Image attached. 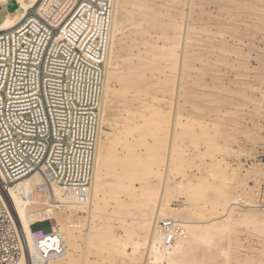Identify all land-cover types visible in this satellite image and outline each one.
Listing matches in <instances>:
<instances>
[{"label":"rangeland","instance_id":"rangeland-1","mask_svg":"<svg viewBox=\"0 0 264 264\" xmlns=\"http://www.w3.org/2000/svg\"><path fill=\"white\" fill-rule=\"evenodd\" d=\"M136 1L126 0L130 6ZM143 4L152 7L153 10H159L161 6H165L166 9L162 8L161 10H165L167 14L156 16V20L150 22L148 32L144 36L133 33L130 27L131 23L140 21L142 16L132 15L123 24V32L119 36L118 42L127 49L114 58L117 69L112 83L117 87V92L107 111V123L103 126L108 134L102 136L106 149L114 147L116 159L122 155L121 148L124 145L133 144L132 147L138 150L139 144L136 137L129 136L134 134V131L115 141L114 129L125 124H137L142 128L144 122L141 120V115L149 114L154 105L161 114H169L167 117L171 120L168 128L163 125L164 131L160 128L162 131H157L154 134L155 138H149L150 144L156 145L154 152L157 153L158 158L156 162L154 159L151 164L148 163L147 165V170L150 172H148L147 179L145 177L146 185H152L153 190L149 188V191L144 192V196L140 197L141 200L160 199L165 193L166 186L170 185L168 187L170 193L166 198L169 207L184 212L193 205H200L199 213L193 219L194 221L202 223L208 221L210 215L215 212V208L217 210L220 203L228 197H240L244 201L241 206H233L235 219L250 213L260 214L264 217V212L251 211L254 208L248 207L256 205V208H260L258 203L261 200L264 202V0H144ZM159 19L167 25L173 19L182 28L184 26L186 28L188 25L186 29L190 31V40L187 44L181 43L183 45L181 49V44L177 46L179 48L176 51L180 57L182 56L181 58L185 57V53H188L187 55L191 53L193 55L197 53V56L201 55L200 58L205 64L196 63V67L202 68L198 69L199 72L202 70V74L195 72L197 68L194 69L195 74L192 73L193 70L188 71L192 66V60L189 64L187 63L188 68L186 67L189 76L185 74L186 72L183 73L184 67H182L183 65L180 66L179 63L178 68L173 73H167L166 76L162 74L166 79L163 76L160 77L165 61L160 57L156 58L154 52L165 47L164 43L170 39L173 32L170 30V26L163 31L160 30L157 26ZM181 27L177 28L176 33L181 32ZM190 28L192 29L190 30ZM184 31L187 32L185 29ZM184 31L182 30V32ZM232 32L233 34H231ZM186 34L185 39H187ZM182 35L174 37L172 41L184 39V34L182 33ZM201 38L202 40H200ZM201 50L205 51L202 52ZM210 52H213V56ZM211 56L212 58L215 57L212 59ZM223 57L225 58L223 59ZM214 64H217L218 67ZM226 64H230V66H226ZM238 67L240 68L237 69ZM180 69H183L182 73ZM203 69L208 71L205 72ZM203 75L207 77L204 78ZM177 76L181 77V80ZM210 78L213 79L210 80ZM183 79L187 83L191 81L187 84ZM201 80L206 82L201 83ZM195 82H197V86ZM204 84L207 87H204ZM177 86L183 87L179 89ZM204 88L207 90L203 91ZM208 89L212 90L208 91ZM126 90L128 91L126 92ZM175 90L178 92L177 94H175ZM185 93L187 96L191 95V98L193 95V98L182 96L186 95ZM199 93L201 94L199 95ZM203 94L205 95L203 96ZM208 98L210 99L209 102ZM193 99L196 100L191 101ZM174 105L178 106V109ZM126 107L128 109H125ZM161 110L164 111L161 112ZM135 114L137 115L135 116ZM179 114L182 116L184 124H189L188 126L185 124L187 130L182 140H179L180 137L175 135L177 131L180 132L181 130L176 123ZM195 119H199V121L194 123L196 122H193ZM126 120L129 121L125 122ZM151 127L155 128V125ZM145 129H147L146 126ZM145 129L142 132L141 130L137 132L144 133ZM178 140L180 143L179 150L182 153L179 156L175 155L176 158L173 159V162L171 161L172 147L173 143ZM154 152L152 158H156ZM138 160H140L139 157ZM170 166L172 169L169 173L167 169ZM122 168V165L116 163L112 173L106 174L107 180L116 179L115 176L112 177V174L115 175ZM165 171L168 172L167 175L169 176L166 175ZM108 185L111 189L115 188L113 183ZM119 193L116 192L114 196L120 197L121 202H124L127 208L118 207L117 201L109 198L110 200L108 199L106 202L108 204H105L103 216L96 219V225L105 224L110 230L104 246H90L87 241V236L90 234L89 230H91L95 220H89L87 214H71L72 221L80 225L83 230L82 237L79 239V248L75 254L74 261L76 263H73L151 264L148 246L140 248L136 255L139 260L136 263H130L126 256L123 259L122 257L118 258V256L113 258L108 256L107 246L110 244L109 238L111 236L118 238L121 242L125 241L131 234L132 239L141 243L145 239L140 228V222L143 219V211L146 206L133 203L131 201L135 198L132 196L133 193L130 196L134 198ZM138 194L134 193L136 196ZM201 217L207 219L204 221ZM224 220H220L219 223H224ZM50 227L49 223H44L33 226L31 230L33 232L47 231ZM220 235L221 233L215 235L211 243L203 244L192 251L186 258L185 264H264L263 226L247 223L238 224L222 233L221 237Z\"/></svg>","mask_w":264,"mask_h":264},{"label":"bare ground","instance_id":"bare-ground-1","mask_svg":"<svg viewBox=\"0 0 264 264\" xmlns=\"http://www.w3.org/2000/svg\"><path fill=\"white\" fill-rule=\"evenodd\" d=\"M38 1L39 0H0V33L4 32V31H9V30L15 28L17 25H19L23 21L24 17L26 16V14L29 11V9H31L33 7L35 8V5L37 4ZM66 1L67 0H65L63 3H65ZM68 1H70V0H68ZM108 2L111 3L112 9L110 11H107L104 14L95 11L92 7L89 9H87L86 7L82 8L79 11V14L71 22V26L68 27V29L69 28L70 29L65 31V36L68 39H70L71 41H75V45L78 46L80 49H82V52L87 57L93 59V61L102 65L103 70H104V82H103V87H102V91H101V100H100V106H99V128H98V135H97V141H96V147H95L93 177H92L91 186L88 190L87 199H83V200L73 199V198L63 194V190L59 189L57 187H54V188H52V190L47 191L44 187L43 180L41 179L40 175H38V174L31 175L30 177H28L22 181H19L17 183H14L13 185H7L5 187V189L2 188L3 189V197L2 198L4 201H6L7 204H9V207L12 210L13 216H14L18 226L21 228V231L23 232L24 237H25V254H24V258L19 262V264H36V252H35V245H34V241H33V237H32L31 226L35 223H40V222H44V221H51L52 222L53 230L55 232H57L62 238L64 252H63V255L58 257L56 260L45 262L43 264H75L76 263V261H74L75 260V254L79 248V239L82 237V231L83 230L81 229L80 225H78L72 221L71 214L72 215L78 214V213L87 214L88 215L87 217L89 220H92V221L95 220L94 223L92 224L91 230H89L90 234H88V236H87V241H88L90 246H93V245H103L104 246L106 244L105 242L108 239V236L110 234V230L108 229L109 227L105 224H102V225L97 224L96 225V219L101 218V216H103V212L105 211V207H106L105 204L106 205L108 204L106 202L110 198V199L117 201L116 204L118 205V207L127 208L126 204L124 202H121L120 197H118V196L115 197L116 195L114 196V194L116 192H120L119 194H123L126 196L128 195L129 198L134 196L135 198L132 197V198H134V200H131L132 198L130 199L131 201H133V203L143 204L146 206V208L143 211V219L140 222L141 223L140 228L143 231V234L145 236L143 243L139 242L138 240L132 239V234L129 235L127 237V239L123 242H121L118 238H116L114 236H111L109 238L110 244H109V246H107L108 256L110 258H113L114 256H118V258L122 257V259L126 256L129 258L130 263H133V262L136 263L139 260L136 255L139 253L140 248H142V247L144 248V247L148 246L149 256H151L149 261H151V264H185L186 258L192 253V251H194L196 248H198L199 246H201L203 244L211 243V241L214 239L215 235H217V234L221 233V235H220V237H221L222 233H224L226 230H228L232 226L247 223V224H251V225L258 224V225H261L264 227V217L260 216V214L259 215L253 214V213L249 214V212H248L249 215L239 216L238 219L234 218V216H233L234 211L232 210L234 208L233 206H241L244 203L243 198H240V197L225 198V200H223L220 203V206L217 208V210L215 208V212L210 215V217L208 218V221H205V219H207V218L201 217V219H204L205 223L197 222V221L193 220L197 217V215L199 213L198 212V209L200 208L199 204L193 205V207L188 208V210H186L184 212L179 210V209L171 208V207H169V205H167L168 199L166 200V198L168 197V195L170 193L169 188H168V187H170V185L168 186L166 184L167 188L165 190L164 195H162L160 197V199L155 198V199L148 200V201L141 200L140 197L144 196V192L149 191L150 190L149 188H151V190H153L152 185H150L151 187L149 185H146V182H147L146 179L148 177V172H150L147 170V165H148V163L151 164L152 163L151 161H153L154 159H156L155 160V162H156L157 158H158L157 153L154 152L156 145L154 146V145L150 144L151 143L150 139L155 138L154 134H156L157 131H159V130H160L159 132L162 131V129L164 128L163 125H166L165 127L168 128V124L170 123V120H171V118L167 117L169 114L168 115H166L165 113H163L165 115L161 114L159 112V110L155 109L156 106L153 105L152 107H154V108L149 114L141 115V118H142L141 120H143V122H144L143 123L144 126L142 128H141V126H137V124H125L119 128L114 129L113 137H114L115 141L120 140V138H122L123 135H125V134H126L125 136H128L127 135L128 133H130V132L133 133L132 131H134L135 133L134 134L130 133L131 135H129V136H131V137H132V135L135 136L137 139L136 141L139 144V147H137L138 150H135V148L132 147L133 144L124 145L121 148L122 149V155L119 156L117 159H116V156H114L115 155L114 154V147L106 149V146L103 142L102 136L108 135L105 132V129L103 128V126L107 123V111H108L109 105L112 102V99L115 98L116 92H117V87L114 86L112 83L113 79L116 76V69H117L116 65L114 64V58L118 54H120V52H124L127 49V47H123L118 42V38L120 35H122V32H123V24H125L126 21H128V19L132 15L142 16V19L140 21L131 23L130 27H131V31L133 33H135L139 36H144L148 32L150 22L156 20V18L159 17L160 14H162V15L167 14V12L165 10H161L162 8L166 9L165 6H161V8H159V10H153L152 7L143 4L144 0H143V2H142V0H137L132 6L128 5L126 0H108ZM189 2H187V3H189ZM72 3H73V0H72ZM48 4H49V0H46L45 3L43 5H41V7L39 5L40 8H37L39 10L38 12L40 14H43V10L49 9L50 6H48ZM86 9L89 11L88 14H85ZM220 10H221V8H220ZM258 17H260V16H258ZM209 18H211V17H209ZM106 21H108V27L106 28V33L104 36V28H105ZM157 21H158L157 26L159 27L160 30L163 31V29H165L166 27L168 28L170 26V30L173 32V34L170 36V39L167 40L166 43H164L165 47L162 48L161 50L159 49L160 51L154 52V53H156V58L160 57V58H162V60L165 61V63H164L165 65L163 67L164 69L162 68L163 72H160V77H162L163 75L166 76L167 73H170V74L173 73L178 68L179 63H180V66L183 65L182 67H184L183 73L186 72L187 68H188L187 66H188L189 62L192 60H193V63H191L192 66L190 68V65H189L190 69L188 71L193 70L192 73H194V69L197 68L195 72L198 74L199 73L202 74L201 73L202 70L200 72L198 71V69L200 70L202 68L196 67V63L205 64V62H203L202 59L200 58V57H202L201 55L197 56V53L196 54L194 53V55L192 53L187 55L188 53H185L186 54L185 57L181 58L182 56L180 57L176 51V49L179 48L177 46H180V44L184 43V42H185V44H187L188 41L190 40V38H189V32L190 31H189V29L188 30L186 29L188 27L187 24H189V23L186 24L187 25L186 28H184L185 26L182 28L181 26H179L178 22L175 19L171 20L168 23V25L164 21H160V19ZM216 21H218V20H216ZM183 23H185V22H183ZM225 23H226V25H228L227 22H225ZM212 24H214V23H212ZM260 26H261V24H260ZM179 27H181L182 29H181V32L178 34V33H176V30ZM226 28H228V27H226ZM234 28L236 29V27H234ZM89 29H91L92 31H94V29H95L96 30V36H98V37H94L93 39H90L87 35ZM184 29L187 32H185ZM191 29L192 28H190V30ZM182 30L184 32H182ZM203 30H205V29H203ZM196 32L198 33V31H196ZM182 33L184 34V39H182L183 38ZM185 34L187 35V39H185ZM231 34H233V32ZM178 35H180V36L182 35V38L177 39V40L175 39V41H172V39L174 37H177ZM103 36L105 37V39ZM88 38L90 39L89 41H88ZM200 40H202V38ZM87 41H88V43L85 47L84 44H86ZM196 44H198V43H196ZM182 46L183 45L181 44L180 49L182 48ZM187 46H189V45H187ZM184 47H185V45H184ZM197 50H199V49H197ZM204 51H202V52H204ZM222 52H224V51H222ZM180 53H181V51H180ZM211 54L213 56V52ZM212 56H211V58H212ZM204 57L207 58L206 56H204ZM180 58H181V60H180ZM224 58L225 57H223V59ZM155 62H157V61H155ZM216 62H217V59H216ZM211 63H212V61H211ZM222 64H223V62H222ZM222 64H221V66H222ZM227 65L230 66V64H226V66ZM202 66L205 67L204 65H202ZM215 66H217V64ZM208 67H207V69H210ZM239 68L240 67H238L237 69H239ZM259 68H260V66H259ZM207 69H206V71H208ZM215 69H217V68H215ZM180 70L182 73L183 69H180ZM177 72H179V71L177 70ZM188 73H191V72H188ZM177 74H179V73H177ZM185 74H187V72ZM187 75L189 76V74H187ZM213 75L215 76V74H213ZM216 75H217V72H216ZM164 76H163V78L166 79ZM195 76H197V75H195ZM203 76H205V75H203ZM177 77H179V76H177ZM197 77H199V76H197ZM197 77H196V80H198ZM206 77L207 76H205L204 78H206ZM179 78L181 80V77H179ZM204 78H202V79H204ZM213 78H210V80ZM159 79H161V78H159ZM187 80H190V79H187ZM178 81L179 80L177 79V82ZM190 81L187 83V81L184 80V82H186L187 84H189ZM213 81H212V83H213ZM205 82H202V80H201V83H205ZM119 83L122 84L121 81H119ZM195 84H196V86L198 85L197 82H195ZM214 84H215V82H214ZM209 85H210V83H209ZM178 86H179V84H178ZM187 86H185V87H187ZM180 87H178V88L180 89ZM191 87H193V86H191ZM204 87H207V86L204 84ZM192 89H194V88H192ZM197 90H199V89H197ZM205 90H207V89L204 88L203 91H205ZM211 90L208 89V91H211ZM123 91H125V90H123ZM127 91L128 90H126V92ZM195 92H199V91H195ZM177 93L178 92H176V90H175V94H177ZM192 94H194V93H192ZM200 94L201 93H199V95ZM195 95L197 96V93ZM204 95L205 94H203V96ZM182 96L186 97L187 94L182 95ZM188 96L186 98H189L191 95L189 97ZM192 98H193V95H192ZM177 99L178 98H176V100ZM195 100L193 99L191 101H195ZM204 100H206V99H204ZM187 101H189V100L187 99ZM209 101H210V99L208 100V102ZM156 102L158 103V101H156ZM179 104H181V103H179ZM179 104H177V105H179ZM191 104H193V103H191ZM174 107H176V106L174 105ZM176 108L178 109V106ZM125 109H128V108L126 107ZM163 111L161 110V112H163ZM174 111H177V110H174ZM170 112H172V111H170ZM137 114H135V116ZM182 116H183V113H182ZM182 116L179 114L176 118L177 126L180 127V129H181L180 132L177 131V133L175 134L176 136L181 138V139L178 138L179 140H182V138L184 137L186 130H187L186 126L189 125V124L185 123L186 124V126H185V124L182 120ZM128 121L126 120L125 122H128ZM194 121H196V122H194ZM198 121H199V119L193 120L194 123H197ZM200 122H201V120H200ZM154 125H155V128L151 127ZM145 126L147 129H145ZM148 127H151V128H148ZM152 128H154V130H152ZM160 128H162V129H160ZM144 129L146 131L145 132L143 131L144 133H141L142 130H144ZM138 130H141V132H137ZM163 131H164V129H163ZM106 138H108V137H106ZM179 140L177 142L173 143L172 153H171V161H173V159H175L177 155L179 156L182 153L179 150V148H180V146H179L180 143H178ZM153 152H154L156 158H152V157H154ZM140 155H141V157H140ZM138 157L140 158V160H138ZM149 158H151V159L148 160ZM171 161H170V164H172ZM116 163H119V165H122V167H123L122 170L116 172L115 175L112 174V177L115 176L116 179H113L111 181L107 180L108 173L109 172L112 173L113 167ZM171 169H172L171 166H170V168L168 167L167 170H169L168 171L169 173H170ZM168 172H166V175ZM167 176H169V175H167ZM145 177H146V179H145ZM2 181L4 182L5 180L0 174V186H2ZM167 181H168V179H167ZM109 183H113L115 185V188L111 189L108 185ZM118 188H119V190H118ZM131 193H133V195ZM134 193L135 194L139 193V194L136 196V195H134ZM130 195H132V196H130ZM53 199L55 200V202H52ZM131 201H130V203H132ZM131 205H133V204H131ZM248 207L251 209L252 208L255 209V210L253 209L251 211H257V212H261V213L264 212L263 209L256 208V205H254V207L251 205ZM185 209H187V208H185ZM236 209H238V208H236ZM240 209H242V208H240ZM200 216H202V214H200ZM222 219H225L224 223H219V221ZM86 220H87V218H86ZM166 220H174V221L178 222L180 225H182V227L186 231V235L184 237L176 240V242L168 248L163 247V245L158 243V241L156 240L157 226L161 221H166ZM129 251H131V253H129ZM73 262H75V263H73ZM194 263H195V261H194Z\"/></svg>","mask_w":264,"mask_h":264},{"label":"built area","instance_id":"built-area-1","mask_svg":"<svg viewBox=\"0 0 264 264\" xmlns=\"http://www.w3.org/2000/svg\"><path fill=\"white\" fill-rule=\"evenodd\" d=\"M45 1L39 0L15 28L0 33V174L5 180L0 186V264H19L25 254L24 234L2 188L38 174L47 191L57 187L83 200L92 183L104 70L65 31L82 8L104 14L112 5L108 0H49V9L40 14L37 8ZM107 27L108 21L104 36ZM87 35L98 37L95 29ZM44 223L51 225L48 231H32L36 264L64 252L50 221L31 228ZM185 235L182 225L166 220L158 224L156 240L168 248Z\"/></svg>","mask_w":264,"mask_h":264}]
</instances>
